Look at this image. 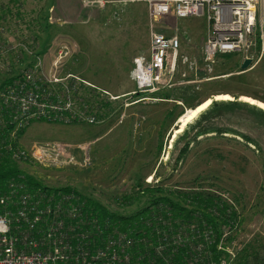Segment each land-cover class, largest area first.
I'll use <instances>...</instances> for the list:
<instances>
[{"label": "rangeland", "instance_id": "obj_1", "mask_svg": "<svg viewBox=\"0 0 264 264\" xmlns=\"http://www.w3.org/2000/svg\"><path fill=\"white\" fill-rule=\"evenodd\" d=\"M104 1L102 9L92 12L97 19L81 24L79 29H66L65 23L56 17L54 0H0V24L2 29L8 30L9 40L17 43L19 38L23 43L38 37L42 49L56 41L75 42L77 54L61 70L65 74L69 71L78 75L97 89L105 90L110 99L100 124L35 122L21 137L22 146L28 150L45 142H66L71 146L75 162L66 167H49L36 162H21L19 165L46 185L76 188L121 214L132 213L138 208V203L121 206L118 201L120 195L136 187V182L141 180L153 187L163 181L164 186L174 192L179 185L177 181L189 183L201 174L202 179L207 178L205 184H216L214 192L222 203L226 206H229L228 202L233 203L229 212L231 222L226 226L230 229V238L226 243H218V246L229 247L234 253L230 255L234 257L237 250L239 252L250 245L251 252L254 249L259 251L257 258L253 256L255 253L251 256V263L264 264V123L242 108L227 109L212 117L210 113L215 102L230 100L264 109L244 99L248 97L264 104L251 94L264 95L263 53L247 69L241 68V55H219L213 72L207 75L210 77L197 82V99H210V103L184 126L181 133L176 132L181 127V116L192 108L177 100L184 107V113L166 128L158 120L166 112L167 104L175 101L170 99L166 102L159 97L160 94H155L162 89L137 91L131 77L133 59L149 51L153 30L166 34L165 30L170 29V32L173 29L174 34L179 31L182 39L181 53L197 59L203 69L201 47L209 28L207 18L172 17L154 24L143 2L129 5L138 7V10L130 11L123 7L116 12L108 7L107 0ZM50 32V43L45 44ZM184 38L189 42H183ZM179 70L180 73L184 71V66H180ZM7 74H1L0 81ZM239 74L246 77L232 82L227 80L229 76ZM199 76L203 78L205 75ZM188 77L192 80L196 78L194 73ZM73 85L74 82L70 87L73 88ZM171 88L166 91H171ZM89 92L84 87V95H90ZM223 95L228 98H218ZM194 125L202 128L215 126L224 130L222 134L210 131L198 137L197 141L191 142L184 159H179L182 147L192 140L197 131V127H192ZM161 141L163 145L159 151ZM86 156L89 158L87 164L84 163ZM231 212L236 214L235 218L231 217Z\"/></svg>", "mask_w": 264, "mask_h": 264}, {"label": "built area", "instance_id": "obj_2", "mask_svg": "<svg viewBox=\"0 0 264 264\" xmlns=\"http://www.w3.org/2000/svg\"><path fill=\"white\" fill-rule=\"evenodd\" d=\"M84 1L90 5H105L104 0ZM120 2H145L154 24L172 17L191 16H205L209 24L202 45L203 69L197 59L181 53L182 39L178 30L171 36L153 30L149 51L133 59L131 77L139 92L198 84L210 77L207 75L213 72L221 54L237 53L243 57L242 61L251 59L252 63L259 54L264 55V0ZM2 27L0 24V75L8 74L0 81V138L8 134L9 140L6 143L3 140L5 148L18 163L66 167L75 162L71 146L66 142H45L28 150L22 146L19 130L37 121L100 124L105 117L102 103L110 102L105 95L107 92L78 75L61 70L77 54L75 42L56 41L42 49L37 38L23 43L18 38L17 43L12 42L8 30ZM180 66L185 68L181 73ZM190 73H194L195 80L189 79ZM200 74L206 77L201 78ZM176 75H179L178 80ZM72 82L73 88L70 87ZM83 86L90 90V95H84ZM88 162L86 156L84 163ZM0 186H3L0 189V264H176V255L185 245L189 247L191 258L183 264H199L200 258H208V264L215 263L209 247L217 238L213 227L205 222L201 231L163 216L144 219L153 227L157 238L152 240L144 232L136 239L118 227L106 233L110 224L101 223L99 216L88 210L85 199L72 191L43 186L31 188L23 174L13 176ZM228 203L227 216L232 201ZM165 208L160 205L161 213ZM213 214L218 215V212L214 210ZM163 224L165 228L161 227ZM169 234L176 245L167 252L168 244L164 245L163 239ZM229 235L230 229L225 226L219 243H226ZM136 243L145 250L137 249ZM218 248L234 254L229 247L219 245ZM202 264H206L204 260ZM221 264L229 263L223 258Z\"/></svg>", "mask_w": 264, "mask_h": 264}, {"label": "trees", "instance_id": "obj_3", "mask_svg": "<svg viewBox=\"0 0 264 264\" xmlns=\"http://www.w3.org/2000/svg\"><path fill=\"white\" fill-rule=\"evenodd\" d=\"M2 25V24H1ZM49 30V29H46ZM50 34L47 38L46 43H50ZM38 39V37H36ZM44 44V45H45ZM47 48V44L45 45ZM44 47V48H45ZM246 75H231L227 78L229 82L236 80L237 78H245ZM226 80V81H227ZM199 84L193 85H181V87H173L171 91H166V89H162L155 93L157 96L160 94L161 98H163L166 102H170L168 100L172 99L175 102L167 104V110L164 113L163 117L158 121L167 127H170L172 124L176 122V120L184 113V107L177 103V100L182 101V104L186 105L190 110L197 107L201 103L205 101V99H197L199 93ZM140 94V93H138ZM252 95L256 96V98L260 99L264 102V95H258L257 93H251ZM235 98L236 94H233ZM138 96V95H137ZM207 100V99H206ZM109 103V102H108ZM108 103H102L104 109L109 105ZM170 106V107H169ZM111 107V105H110ZM233 108H242L247 109L253 114H255L259 120L264 123V109L255 106L254 104H249L247 102L238 101V100H230V101H218L213 104L210 109V113L217 116L222 113V111L227 109ZM188 111V112H189ZM187 113L181 116L180 121L187 116ZM37 122H44V121H37ZM35 122L30 123V126ZM65 125V124H60ZM76 125V124H72ZM78 125V124H77ZM197 125V124H196ZM196 125L192 126L193 128L197 127ZM23 128L19 130V138L23 137L30 127ZM87 126V125H86ZM92 126V125H88ZM94 126V125H93ZM197 131L195 132L192 140L186 142L181 149L179 159H184L186 154L190 150L191 142L197 141L198 137L202 136L203 134L215 131L217 133L222 134L224 129L219 127H208L204 126L203 128L198 126ZM163 135V134H162ZM9 140V136L6 133L3 137L0 138V184H5L10 178L13 176H17L19 174L25 175L26 182L28 186L36 187V186H43L45 188H58L62 191H72L79 195L81 198L85 199L86 205L89 211L97 214L101 220V223L108 222L110 225L106 233H109L110 230L114 227H118L122 231L128 232L130 235L139 239L143 236L144 232L146 235L152 239L156 240L157 236L153 231V227L146 224L145 220H155L159 218V216H163L165 218H170L171 221L177 219L181 221V223L185 226H195L198 230H204V222L208 225L210 224L216 235V243L212 244L209 249L211 254L213 255L212 260L215 262L214 264H221V260L224 258L228 260L229 264H252L251 263V256L253 255L257 258V254L259 255V251L255 249L251 252L250 245L243 247L239 252L237 250V254L233 257L230 253L225 249H219L218 243L221 239L223 234V229L225 226L230 225V214L228 213L227 216V206L222 204L221 198L216 195L214 190L215 185H209V183H204L205 179H202V175L199 174L196 176L194 181H190L189 183H184L181 181H177L179 185H176L177 188L173 190L174 192H170L168 187L164 186L163 181H159L153 187L151 185L145 184L144 181L136 182V187L128 192H125L123 195H120L119 203L121 206H127L128 204H137L138 208H135L132 213L129 214H121L116 211H112L106 204H103L101 201L90 197L89 195L84 194L80 190L70 187H53L46 185L41 179H38L33 174L28 173L27 171L23 170L18 162L12 159L10 153L5 148V143ZM162 141L159 144V151L162 149ZM202 179V180H201ZM207 181V178L206 180ZM208 182V181H207ZM212 184V183H211ZM147 185V186H145ZM3 186H0L2 189ZM143 203H140V201ZM160 205H164L166 207L160 211ZM217 211L218 215H214L213 211ZM231 217L235 218L236 214L231 212ZM145 219V220H144ZM144 220V221H143ZM165 228L166 224L161 225V227ZM234 234V232H233ZM172 234H169L167 239H163L164 245L168 244L166 247V251L170 252L175 248V245L172 242ZM231 235V234H230ZM230 238V237H229ZM149 239V240H150ZM140 243H136L135 247L141 251H144L145 248ZM189 247L187 245L183 246L181 253H178L175 258L176 264H183L186 259L191 258L190 252H188ZM150 252H153V247H150ZM185 255L183 256V254ZM206 264L209 263L208 258H203ZM203 260H199V264H202Z\"/></svg>", "mask_w": 264, "mask_h": 264}, {"label": "crops", "instance_id": "obj_4", "mask_svg": "<svg viewBox=\"0 0 264 264\" xmlns=\"http://www.w3.org/2000/svg\"><path fill=\"white\" fill-rule=\"evenodd\" d=\"M109 1H111V2H109L108 7L111 6L112 9L115 10L116 12L119 11L120 8H123V7L127 8V10L133 11V9H137L138 7H136V6L132 7L129 5L139 3V2H126L125 3V2H120L121 0H109ZM54 3H55V9H56V17H59L62 20V22L65 23L64 26H66V29H69V28L79 29V26H81V24H88L92 20L97 19L95 14L92 12L98 8H101V7L103 8L105 6V5L101 6L99 4L90 5V4H87L84 0H54ZM143 3L147 8V4L145 2H143ZM147 12H148V9H147ZM168 30H170V29H168ZM168 30H165L166 35H168V36H171L175 33V31L173 29H171L170 32ZM206 35H207V33H206ZM206 35H205V37H206ZM186 40L187 39L184 38L183 42L188 43L189 40H187L188 42ZM142 53H145V52H142ZM133 82H134V80H133ZM134 85L136 86L135 82H134ZM196 108H193V110ZM193 110H190V111L188 110L189 112L187 111L188 112L187 115H189ZM186 117L187 116H185L180 121L181 125H182V123ZM178 129H176V130H178Z\"/></svg>", "mask_w": 264, "mask_h": 264}, {"label": "bare ground", "instance_id": "obj_5", "mask_svg": "<svg viewBox=\"0 0 264 264\" xmlns=\"http://www.w3.org/2000/svg\"><path fill=\"white\" fill-rule=\"evenodd\" d=\"M233 54V53H232ZM218 98H228V96H226V95H223V96H218ZM244 99H246V100H248V101H251V103H256V104H258V105H260V106H262V107H264V104L262 103V102H258V101H256V100H254V99H252V98H248V97H246V98H244ZM210 99H208L207 101H205L203 104H201V105H199V106H197V108L196 109H194L189 115H187V117L184 119V121H183V123H182V125H181V127L178 129V130H176V132H180V131H182V129L184 128V126L190 121V120H192L200 111H202L205 107H207V105L210 103ZM181 133V132H180Z\"/></svg>", "mask_w": 264, "mask_h": 264}, {"label": "water", "instance_id": "obj_6", "mask_svg": "<svg viewBox=\"0 0 264 264\" xmlns=\"http://www.w3.org/2000/svg\"><path fill=\"white\" fill-rule=\"evenodd\" d=\"M252 61L251 59H246L243 61L241 68L242 69H247L251 65Z\"/></svg>", "mask_w": 264, "mask_h": 264}]
</instances>
